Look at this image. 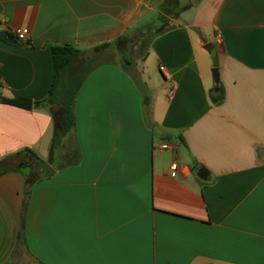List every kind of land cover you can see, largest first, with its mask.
Listing matches in <instances>:
<instances>
[{"label":"crops","instance_id":"0c3cea01","mask_svg":"<svg viewBox=\"0 0 264 264\" xmlns=\"http://www.w3.org/2000/svg\"><path fill=\"white\" fill-rule=\"evenodd\" d=\"M180 6L0 0V32L16 42L0 38V96L33 103L0 101V264L21 251L37 264H264V0ZM141 22L163 30L150 115L119 62L99 66L74 103L81 160L56 169L52 46L89 53ZM29 152L47 164L31 186L19 171Z\"/></svg>","mask_w":264,"mask_h":264},{"label":"trees","instance_id":"16d2710c","mask_svg":"<svg viewBox=\"0 0 264 264\" xmlns=\"http://www.w3.org/2000/svg\"><path fill=\"white\" fill-rule=\"evenodd\" d=\"M169 11L171 12V5L167 3L160 8L159 12L167 13ZM156 17L161 18L160 14ZM162 23L167 22L163 21ZM160 26L157 27L153 23L144 25L141 22L125 32L116 41L92 49L87 56L86 53L73 45L52 46L54 82L49 91L48 100H51L54 105L61 109L56 112L57 116H55L57 133L52 147L53 151H56L57 158L54 165L56 169L78 165L81 160V152L74 138V103L88 75L99 66L116 63L114 57L119 51L123 53L119 64L125 71H128L132 65L129 59L132 44H135L137 40L144 39L147 34H151L152 38L149 41L143 40L142 42L143 46L149 47L153 39L163 33ZM129 47L130 49H128ZM217 87V92L212 91V100L213 103L220 104L224 94L223 89L218 85ZM144 103L145 112L149 116L147 98H145ZM46 166L47 164L38 156L31 153L19 171L25 176L27 184L31 186L39 178L44 177Z\"/></svg>","mask_w":264,"mask_h":264},{"label":"rangeland","instance_id":"374dc122","mask_svg":"<svg viewBox=\"0 0 264 264\" xmlns=\"http://www.w3.org/2000/svg\"><path fill=\"white\" fill-rule=\"evenodd\" d=\"M199 0H181L180 9L187 7L189 3H196ZM182 12V10L180 11ZM194 10L190 12L183 13L179 22L185 23L190 21L191 16L193 15ZM159 24V23H158ZM152 38L151 34H147L144 39L137 40L135 44H132L131 55L129 59L132 62V65L129 67V73L136 79L145 93L146 98H152L154 92L160 90L161 87H164V79L162 73L159 71L154 55L150 54V46L145 47L142 45L143 40H150ZM135 42V41H134ZM130 47L128 49H130ZM121 51H119L115 57V62H120L122 57ZM86 56L89 53L85 54ZM113 61V60H111ZM217 69V68H215ZM55 116L56 112H54ZM14 264H37L27 253L21 251L20 254L14 260Z\"/></svg>","mask_w":264,"mask_h":264},{"label":"water","instance_id":"95a60500","mask_svg":"<svg viewBox=\"0 0 264 264\" xmlns=\"http://www.w3.org/2000/svg\"><path fill=\"white\" fill-rule=\"evenodd\" d=\"M0 38L9 42V43H16L15 40H13L7 32H0ZM205 50H207V52L211 53L213 50V46L212 44H207L205 46ZM218 69H214L213 70V78L214 81L216 83H218L219 81V75H218ZM0 101L2 102L3 105H7V106H11V107H15L21 110H25V111H30L32 109V101L31 100H21V99H9L3 96H0ZM198 177L202 180H206L208 177V173L207 171L202 168L200 169L199 173H198Z\"/></svg>","mask_w":264,"mask_h":264},{"label":"built area","instance_id":"2783aa9c","mask_svg":"<svg viewBox=\"0 0 264 264\" xmlns=\"http://www.w3.org/2000/svg\"><path fill=\"white\" fill-rule=\"evenodd\" d=\"M18 40H19V42H21L22 44H27V43H28V41H27V39H26V37H25L24 34H19V35H18ZM160 69H161V71H164V68H163V67H161ZM166 80H167V81H172V78H171L169 75H167V76H166ZM164 148H167V146H164Z\"/></svg>","mask_w":264,"mask_h":264}]
</instances>
